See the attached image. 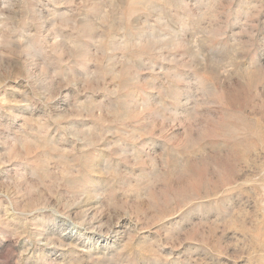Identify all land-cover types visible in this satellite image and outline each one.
<instances>
[{"label": "rangeland", "instance_id": "rangeland-1", "mask_svg": "<svg viewBox=\"0 0 264 264\" xmlns=\"http://www.w3.org/2000/svg\"><path fill=\"white\" fill-rule=\"evenodd\" d=\"M0 264H264V0H0Z\"/></svg>", "mask_w": 264, "mask_h": 264}, {"label": "bare ground", "instance_id": "bare-ground-1", "mask_svg": "<svg viewBox=\"0 0 264 264\" xmlns=\"http://www.w3.org/2000/svg\"><path fill=\"white\" fill-rule=\"evenodd\" d=\"M72 230V229H71Z\"/></svg>", "mask_w": 264, "mask_h": 264}]
</instances>
